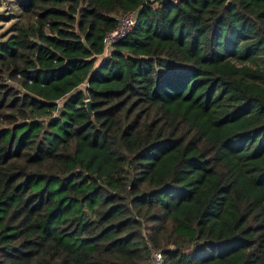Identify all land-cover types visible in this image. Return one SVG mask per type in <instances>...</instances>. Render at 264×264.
<instances>
[{"label":"trees","instance_id":"trees-1","mask_svg":"<svg viewBox=\"0 0 264 264\" xmlns=\"http://www.w3.org/2000/svg\"><path fill=\"white\" fill-rule=\"evenodd\" d=\"M21 9L0 39V264H264V0Z\"/></svg>","mask_w":264,"mask_h":264},{"label":"built area","instance_id":"built-area-1","mask_svg":"<svg viewBox=\"0 0 264 264\" xmlns=\"http://www.w3.org/2000/svg\"><path fill=\"white\" fill-rule=\"evenodd\" d=\"M139 14L140 10H134L118 17L117 26L111 31H109L105 36L104 57L110 56L111 52L114 49V46L130 35V33L134 30L138 22ZM88 100L89 99H87L86 101ZM163 261V251L154 250L151 254L150 264H163Z\"/></svg>","mask_w":264,"mask_h":264},{"label":"rangeland","instance_id":"rangeland-1","mask_svg":"<svg viewBox=\"0 0 264 264\" xmlns=\"http://www.w3.org/2000/svg\"><path fill=\"white\" fill-rule=\"evenodd\" d=\"M26 0H0V39L13 36Z\"/></svg>","mask_w":264,"mask_h":264},{"label":"water","instance_id":"water-1","mask_svg":"<svg viewBox=\"0 0 264 264\" xmlns=\"http://www.w3.org/2000/svg\"><path fill=\"white\" fill-rule=\"evenodd\" d=\"M86 108H87V111L90 114V116L94 118V111H93V103H92V101H90V100L86 101Z\"/></svg>","mask_w":264,"mask_h":264}]
</instances>
